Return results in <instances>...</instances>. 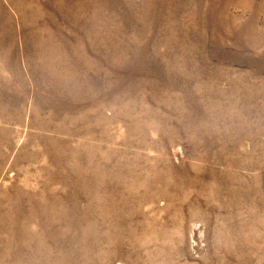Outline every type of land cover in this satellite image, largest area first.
<instances>
[{
  "label": "rangeland",
  "instance_id": "rangeland-1",
  "mask_svg": "<svg viewBox=\"0 0 264 264\" xmlns=\"http://www.w3.org/2000/svg\"><path fill=\"white\" fill-rule=\"evenodd\" d=\"M0 264H264V0H0Z\"/></svg>",
  "mask_w": 264,
  "mask_h": 264
}]
</instances>
